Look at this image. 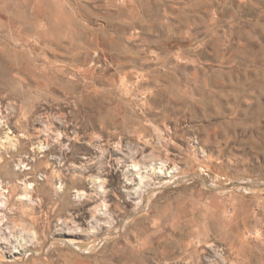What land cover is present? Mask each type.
I'll return each mask as SVG.
<instances>
[{"label": "rangeland", "instance_id": "374dc122", "mask_svg": "<svg viewBox=\"0 0 264 264\" xmlns=\"http://www.w3.org/2000/svg\"><path fill=\"white\" fill-rule=\"evenodd\" d=\"M0 264H264V0H0Z\"/></svg>", "mask_w": 264, "mask_h": 264}, {"label": "bare ground", "instance_id": "6f19581e", "mask_svg": "<svg viewBox=\"0 0 264 264\" xmlns=\"http://www.w3.org/2000/svg\"><path fill=\"white\" fill-rule=\"evenodd\" d=\"M137 165H138V164H135V169L137 168ZM139 169H140V168H139ZM140 177H141V181H143L144 176L141 175ZM16 239H17V241H18V245H17V247H16V244H15V250H18L17 248H19V246H20L21 244L25 243V241H24L25 238H24V237H16Z\"/></svg>", "mask_w": 264, "mask_h": 264}, {"label": "crops", "instance_id": "0c3cea01", "mask_svg": "<svg viewBox=\"0 0 264 264\" xmlns=\"http://www.w3.org/2000/svg\"><path fill=\"white\" fill-rule=\"evenodd\" d=\"M80 263H82V260H80Z\"/></svg>", "mask_w": 264, "mask_h": 264}]
</instances>
